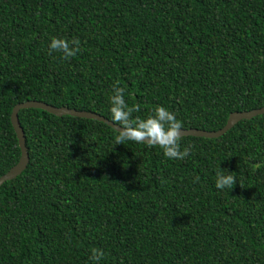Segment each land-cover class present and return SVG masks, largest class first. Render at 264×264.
I'll use <instances>...</instances> for the list:
<instances>
[{
	"label": "trees",
	"instance_id": "obj_1",
	"mask_svg": "<svg viewBox=\"0 0 264 264\" xmlns=\"http://www.w3.org/2000/svg\"><path fill=\"white\" fill-rule=\"evenodd\" d=\"M53 37L81 51L50 52ZM117 81L141 105L133 119L162 106L183 129L264 106V0H0V176L20 157L15 104L111 120ZM18 118L29 161L0 185V264H94L93 248L99 264H264V113L216 138L181 136L183 160L114 145L94 119ZM220 170L231 190L215 187Z\"/></svg>",
	"mask_w": 264,
	"mask_h": 264
},
{
	"label": "clouds",
	"instance_id": "obj_2",
	"mask_svg": "<svg viewBox=\"0 0 264 264\" xmlns=\"http://www.w3.org/2000/svg\"><path fill=\"white\" fill-rule=\"evenodd\" d=\"M50 52H62L64 59H69L81 51L80 41L73 39L70 42L62 38L53 37L48 45ZM118 81L113 84L112 95L109 97L110 114L113 130L117 133L114 145H123L126 141H133L145 144L148 147L158 146L162 149L163 155L170 160H183L193 150V145L188 144L181 148V130L183 124L175 114L162 106H155L145 118L139 116L133 119V113L141 111L139 103L129 106L124 98V89L117 86ZM259 168V164L253 165ZM230 173V172H229ZM196 181L199 177L195 178ZM237 184L236 178L225 175L222 170L216 172L215 187L217 189H232ZM104 253L98 248L91 250L89 259L94 264H99Z\"/></svg>",
	"mask_w": 264,
	"mask_h": 264
},
{
	"label": "water",
	"instance_id": "obj_3",
	"mask_svg": "<svg viewBox=\"0 0 264 264\" xmlns=\"http://www.w3.org/2000/svg\"><path fill=\"white\" fill-rule=\"evenodd\" d=\"M24 108H39L43 109L51 114L62 116V115H71L75 117H82V118H88V119H94L97 121H101L110 127H118L113 125L112 121L105 118L104 116L90 111L85 110H79L74 108H68L65 106H54L47 104L43 101L38 100H27L23 102H19L15 104L12 108L11 114H10V121L12 124V127L14 129V132L16 134L18 145L20 148V157L15 165H13L6 173L0 176V185L6 181L10 180L17 175H19L27 166L29 161V156L25 144V135L24 131L22 129V126L20 125L19 118H18V112L20 109ZM264 113V106L252 110L247 111H234L229 114L226 123L224 126L220 129L214 130V131H208L203 129H196V128H189V129H182L181 134L182 136H200V137H206V138H216L221 136L223 133H225L228 129H230L235 123H237L241 119H249L255 115Z\"/></svg>",
	"mask_w": 264,
	"mask_h": 264
}]
</instances>
